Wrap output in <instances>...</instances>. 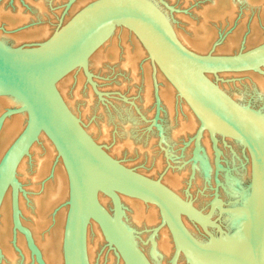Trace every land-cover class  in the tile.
Segmentation results:
<instances>
[{"label": "bare ground", "instance_id": "6f19581e", "mask_svg": "<svg viewBox=\"0 0 264 264\" xmlns=\"http://www.w3.org/2000/svg\"><path fill=\"white\" fill-rule=\"evenodd\" d=\"M2 1L0 2L1 43L19 45L22 42L28 43L32 40L36 42L40 40L41 42L52 34L49 25L51 23L49 22L47 25H36V23L31 25V15L35 16L36 20L48 15L45 0H11L9 8ZM52 1L49 3L51 4ZM60 1L57 0L58 3ZM91 1L94 0H68V2H64L66 12L62 16L61 23L66 22L75 12ZM137 1L152 11L181 45L197 53H204L213 44L216 24L221 26L230 24L236 14L237 4H246L247 11L254 10L251 7L252 5H249V0H210L207 6L194 9V15L189 14L188 17L186 16V20L184 15L177 13V16L184 19L182 22H187L185 26L182 25L181 27L179 21L177 22L173 16V19H170L172 14L169 16V10L167 11L165 8L169 4L167 1L171 3L174 0ZM182 1L187 4L190 0ZM259 2L261 3L260 0ZM256 9V18L264 24V4L261 8ZM53 14L56 15L57 11ZM181 18L179 19L183 20ZM211 20H214V22L212 23ZM260 40L261 35L254 27L251 29V34L246 41L251 45L257 44ZM237 43L238 40L234 32L217 47V50L219 52L231 51ZM92 46L86 55V64L94 78L100 77L97 72L103 74L102 76L107 75L109 72L118 73L113 79H116L114 85L119 86L120 89H123L122 84H125V82H133L131 87L136 86L137 89L140 85L139 94L144 102L143 105L151 102L153 87L150 60L146 50L131 31L123 26L114 25L111 30L96 37ZM120 54H122L121 58H119ZM110 63H114V66H111ZM261 70L264 72V68H261ZM243 71L244 82L221 81L222 90L227 92L239 105L243 104L242 106H246L249 110L262 114L264 119V74L252 69ZM207 75L209 77L214 76L211 73ZM225 75H220L221 79L227 78L228 75ZM155 78L157 96L162 104L160 106L162 110L159 109V114H157L159 120L155 119L152 124L151 121H148L149 128H147V131L145 130V134L140 135L137 134L138 131H135L137 126L140 125L139 120L143 119L137 117L142 116V113L145 114V112H142L144 108L138 107L140 101L136 102L137 105L131 99L132 102L127 105V108L125 105L121 106V103L118 105L108 99H103L105 101L103 104H101V100H98L99 103H97L95 93L86 81V76L79 64H70L56 71L47 77L46 81L94 142L97 141L102 144L112 158L124 159L129 164L126 165L127 167L132 168L131 165L133 164L139 174L153 180H159L162 187L180 201L188 202L190 200L188 194L191 182L198 184L197 180L199 181V178L210 182L213 173L214 175L223 174L225 177L224 183L221 184L223 187L219 186L220 183L218 185L219 181L215 186V181L213 185L217 190L211 191V193H214L212 198L214 199L216 194L217 197L215 198L219 201L226 195L231 200L239 199V204L233 206H227L221 201L222 207L234 208L240 206L238 210L226 212L229 214L227 215L229 218L228 224L225 225L227 230L234 231V234L238 235L243 214L241 207L248 195L251 174V162L246 148L242 146L237 136L224 127H221V129L214 128L213 130L214 136L217 138L218 153L212 147L207 128L202 131L198 141L193 138V144L189 142L187 146L178 145L185 137L188 138L187 135L192 136L193 132L195 134L196 126L199 125L197 115L199 109L191 107L179 95L177 89L158 67L155 70ZM97 84L99 85L98 82ZM21 105L22 102L11 94L0 95V115L7 109L18 108ZM134 107L137 108L135 112H138L139 115L136 117V123L134 117H132L135 113L133 112ZM27 119L28 112L24 110L7 116L3 120L0 128V161L6 150L23 130ZM259 126L264 131V121L261 120ZM219 142L223 144L222 146L226 145V148L229 147L234 152L236 148L242 146L244 159H241V161H246L244 169L238 166L233 171L225 165L226 169L220 170L224 165L219 162V158L223 155ZM155 144H158V148L161 147L163 150L156 148L157 145L154 148ZM175 149L176 151H174ZM229 152L231 151L229 150ZM162 154H165L167 167L164 164L165 160L162 159ZM232 155L233 153H231L230 160L238 164L240 154L237 158ZM188 159L190 161L186 162ZM189 174H192V177L189 179L190 183L188 180L187 184L186 177H189ZM15 179L17 183L18 220L21 227L27 232L18 229L14 225L12 188L8 186L0 203V264H65L63 244L69 210V180L64 163L55 145L44 130L40 131L37 139L17 163ZM244 183L246 184L244 185ZM219 187L224 189L219 190ZM220 191V195L223 197L221 199H219ZM226 191L228 193H225ZM116 194L120 202L121 222L127 230L131 231L132 239L137 248L143 252L150 264H171L170 261L175 246L167 225L161 222L157 206L140 195L120 191H117ZM200 195L202 196L198 197V201L190 200L195 209H197L199 203L205 204L211 199L207 200L206 195ZM96 196L99 203L108 212L112 213L110 197L100 189L96 190ZM218 212L219 210L215 208L212 215ZM226 213H221V215ZM218 215L220 216L219 213ZM180 218L194 237L199 240H206L201 235L199 225L188 219L184 214H180ZM143 227L151 229V231L134 234V231L136 232ZM209 227L207 229L216 234ZM221 228L230 233L222 226ZM85 247L88 264H126L117 249L105 239L99 224L92 217H89L86 224ZM194 257L210 264H224L211 263V260L196 255ZM175 264L197 263L190 259L187 251L181 250L177 255Z\"/></svg>", "mask_w": 264, "mask_h": 264}, {"label": "water", "instance_id": "95a60500", "mask_svg": "<svg viewBox=\"0 0 264 264\" xmlns=\"http://www.w3.org/2000/svg\"><path fill=\"white\" fill-rule=\"evenodd\" d=\"M114 25L131 31L146 50L157 101L156 67L191 107L199 109L200 113L196 110L199 117L196 141L207 128L212 147L218 153L213 130L224 127L246 148L251 174L248 195L241 207L238 235L225 232L219 223L211 220V215L215 208L221 214L238 210L240 206L222 207L215 194L208 212L203 213L195 209L190 200L185 202L173 197L159 180L145 177L108 155L85 133L47 83L51 74L77 63L93 91L100 94L87 68L86 55L93 47V40ZM217 44L214 42L212 48ZM263 65L264 42L247 49L241 46L233 54L196 53L181 45L162 21L137 0L91 1L60 24L46 40L31 46L13 47L0 42V95L11 94L22 102L20 107L1 113L0 128L7 116L28 112L26 125L0 161V203L7 187L11 186L14 225L27 232L18 220L15 168L44 130L55 145L69 180V210L63 244L65 264H88L85 230L89 217L97 221L105 239L126 264H150L135 245L131 231L121 222L117 191L140 195L157 206L161 222L167 225L175 246L171 264H175L181 250L187 251L197 264L210 263L195 255L211 263L264 264V131L259 126L264 119L262 114L236 103L207 76L211 73L217 79L218 73L247 69L264 74L260 68ZM97 189L110 197L112 213L99 203ZM180 214L199 225L206 240L194 237L181 221ZM209 226L216 229V234L207 229Z\"/></svg>", "mask_w": 264, "mask_h": 264}, {"label": "rangeland", "instance_id": "374dc122", "mask_svg": "<svg viewBox=\"0 0 264 264\" xmlns=\"http://www.w3.org/2000/svg\"><path fill=\"white\" fill-rule=\"evenodd\" d=\"M4 2H5V5H6V7H10V5H11V0H3ZM2 1V2H3ZM52 0H45V6H46V8H47V14L48 15H44L41 19H38V20H36V18H35V16H32L31 15V25H33V24H35L36 23V25H42V24H45V25H47V24H49V23H51V24H49L50 25V29H51V32H53L60 24H63V23H61V19H62V16H63V14L66 12V4L64 3V2H68V0H61L60 1V3H58L57 2V0L55 1V0H53L52 1V3L50 4L49 2H51ZM209 1L210 0H190L187 4L186 3H184V1H182V0H174L173 2H169V1H167L169 4H167V6L165 7L166 8V10L169 12V16L171 15V17H170V19L172 20L173 18H175V20L179 23V25L182 27V25H186L187 24V22L185 21V22H182V21H184V19L186 20V18L189 16V14H191V15H194L193 13H194V9H199L200 7H202V6H207L208 4H209ZM261 1V3L259 2V0H252V1H250L249 0V5L254 9L253 11H250V10H246V8H247V5L246 4H243V3H239V4H237V10H236V14H235V16H234V19L230 22V24H228V25H223V26H221V25H218V24H216V27H215V37H214V40H213V43L214 42H217L218 44L214 47V48H212V44H211V46L203 53H200V54H206V53H209V52H211L212 54H218V55H224V54H233V53H236L239 49H240V47L241 46H243V48L244 49H247V48H250V47H253V46H255V45H258V44H260V43H262V42H264V24L263 23H261L260 22V20L258 19V18H256V15H257V9L256 8H261V6H263V2H264V0L262 1V0H260ZM161 2V1H160ZM55 3H58V4H55ZM64 3V4H63ZM251 3V4H250ZM260 3V4H259ZM51 5V6H50ZM52 5H54L53 6V8H51L52 7ZM59 6V9H58V6ZM261 5V6H260ZM62 6H64V7H62ZM8 7V8H9ZM56 7V8H55ZM51 10H50V9ZM59 10V11H58ZM256 10V11H255ZM56 11H57V14L55 15V14H53L54 12L56 13ZM62 11V12H61ZM176 12V13H175ZM177 13L179 14V15H184L185 16V18L183 19V18H181L180 16H177ZM174 14H175V16H174ZM52 15H53V17H52ZM58 16V17H57ZM172 16H173V18H172ZM187 16V17H186ZM50 17V18H49ZM178 17V18H177ZM191 17V16H190ZM189 17V18H190ZM47 18V19H46ZM52 18H54V19H52ZM179 18H181V19H183V20H180ZM192 18V17H191ZM179 19V20H178ZM254 20H256V22H254ZM40 21V22H39ZM49 22V23H48ZM60 22V23H59ZM211 22L213 23L214 22V20H211ZM41 23V24H40ZM182 23V24H181ZM183 26V27H184ZM254 27H256L257 28V30H258V32L260 33V35H261V40L256 44V43H254V44H248L247 43V39H248V37L250 36V34H251V29H253ZM234 32L236 33V39L238 40V43H237V45H236V47L235 48H233L231 51H220L219 52V50H217V47L218 46H220V44L223 42V41H225L226 40V38L229 36V35H233L234 34ZM138 40V39H137ZM42 42V41H41ZM37 43H40V40L39 41H29L28 43H25V42H22V43H20L19 45H12V44H9V43H5V45H8V46H13V47H15V46H31V45H33V44H37ZM141 44V43H140ZM142 46V45H141ZM143 47V46H142ZM144 48V47H143ZM188 49V48H187ZM189 50H191V49H189ZM192 51V50H191ZM193 52H196V51H193ZM197 53V52H196ZM199 53V52H198ZM121 55V56H120ZM119 55V58H121L122 57V54H120ZM150 62V61H149ZM111 64V66H114V63H110ZM260 68H264V65L263 66H261ZM242 72H244V71H235V72H225V73H218V78L216 79L214 76H212V77H209L208 75V77L213 81V82H215L221 89H222V87H221V83L223 82V81H228L229 82V80H230V82H237V81H239L240 83L241 82H244V80H245V77L243 76L244 74L242 73ZM97 74H99V76L100 77H98L97 79L96 78H94L93 77V75H92V81L95 83V87H96V89H97V91L100 93V94H97L95 91H93L94 93H95V96H96V99H97V103H99V101L101 100L102 102H101V104H103V102H105L103 99H108L109 101L110 100H112L111 102H113V103H115V104H118L119 105V103H121V106H126V108H127V105L128 104H131V102H132V100H134V102L136 103H138L139 101H140V103H136L137 105H138V107L139 108H141V109H143L144 108V110H142V112H145V114L147 115H145L144 113H142L143 115V117L142 116H140V117H137V116H139L138 115V112H135V111H137V108H135V110L133 111V112H135L134 114H133V116L132 117H134V121H135V123L137 122V120H136V117L137 118H143V119H148V120H143V119H141V120H139V124L140 125H138L137 126V128L135 129V131L137 132V134L138 135H140V134H142V133H144L145 134V132L147 131V128H149L148 126H149V122L148 121H151V124H152V122L156 119V120H159V116L157 115V114H159L158 112H159V109L161 108L160 106L162 105L161 104V102L160 101H157L156 100V97H155V88H154V86H153V83H152V98H151V102L148 104H145V105H143V101L141 100V98H140V85L138 86V89H137V87L135 86H132L131 87V85L133 84V82H130V83H128V82H125V84L123 83L122 85H123V89H120L119 88V86L117 87V85H114L113 83H115L114 81L116 80H113L114 78H115V76L116 75H118V73L116 74V73H108L107 75H104V76H102L103 74H101L100 72L98 73L97 72ZM226 74V75H225ZM222 75H225V76H227V78L225 77V79H221L222 77L221 76ZM231 76V77H230ZM109 78H111V79H109ZM95 81H94V80ZM244 79V80H243ZM234 80H236V81H234ZM86 81H87V79H86ZM222 81V82H221ZM88 82V81H87ZM97 82L99 83V85L97 84ZM151 82H152V79H151ZM89 83V82H88ZM90 84V83H89ZM92 87V86H91ZM159 87V86H158ZM130 90H129V89ZM136 88V89H135ZM129 90V91H128ZM224 91V90H223ZM227 93V92H226ZM229 95V94H228ZM132 99V100H131ZM99 100V101H98ZM139 100V101H138ZM142 103V104H141ZM243 105V104H242ZM140 106H142V107H140ZM148 106V107H147ZM148 108V109H147ZM146 109V110H145ZM160 110H162V109H160ZM161 113H162V111H161ZM263 113H264V111H263ZM146 116V118H144ZM175 118H176V115L174 116ZM173 117V118H174ZM158 118V119H157ZM178 124V123H177ZM174 125V124H173ZM176 125V124H175ZM113 129V128H112ZM111 129V130H112ZM196 129H197V126H196ZM146 130V131H145ZM196 132V131H195ZM112 133V132H111ZM193 136V137H192ZM192 136H190V135H187V137L188 138H184V140L182 141L181 140V142L178 144V145H180V146H182V145H184V146H187L188 144H189V142H190V144H193V138L195 137V134H194V132H193V135ZM183 139V138H182ZM220 140V138L218 139V141ZM223 142V141H222ZM96 143L99 145V146H101V148L109 155V153L107 152V150L102 146V144H100V143H98L97 141H96ZM157 143V142H156ZM159 144V143H158ZM158 144H155L154 145V148L156 147V145H157V147L156 148H158L159 147V145ZM223 144H221L220 142H219V147L221 148V150H223L222 152H223V155L221 156V158H219V162H221L220 164L221 165H224V166H222V168L220 169L221 171H223V170H225L226 169V167H228L229 168V170H235V168H237L238 166H240L241 167V169H244L245 167H244V163L246 162V161H241V159L243 160L244 159V155H243V149H242V146L241 147H238V148H236V151L234 152L231 148H226V145L225 146H222ZM190 146V145H189ZM188 146V147H189ZM161 148V147H160ZM160 148H158V149H160ZM177 150H178V148H176ZM176 149L174 150V151H176ZM231 151V152H229V150ZM160 150H163L162 148L160 149ZM180 150V149H179ZM231 153H233V155L232 156H235L236 158H237V156H238V154H240V159H239V162L241 163V165H240V163L238 162V164L236 163V165H235V163H234V161H231L230 159V156H231ZM163 155V154H162ZM176 157H180V156H176ZM165 154L163 155V157H162V159H164L165 160ZM223 159H225V160H223ZM120 163H122L123 165H129V164H127L125 161H124V159H120V160H118ZM188 161H190V159H188L186 162H188ZM224 162V163H223ZM232 162V163H231ZM167 162H166V160L164 161V164H165V166L167 165L166 164ZM223 163V164H222ZM233 164V165H232ZM246 164V163H245ZM225 165H226V167H225ZM232 165V166H231ZM131 169H133V170H136L137 168L135 167V165H131ZM167 167V166H166ZM223 169V170H222ZM136 172H137V170H136ZM222 173H224V172H222ZM146 175H148V174H146ZM190 175V176H189ZM188 176L189 177H186V183L188 184V180L190 179V177H192L191 175L192 174H189ZM159 176V175H158ZM213 176H214V179H213ZM188 178V179H187ZM195 179V177L193 178V180ZM224 179H225V177H224V175L223 174H215L214 175V173H213V175H212V180L209 182V181H207V180H202V178H199V181L197 180V182H198V184H193V182H191V186H189L190 187V191H189V194H188V196H189V198H190V200L192 201H198V197L199 196H202V195H200V194H204V195H206L207 196V200H209L210 198V201L209 202H211L212 200H213V198H212V196L214 195V193L212 192L211 193V191H214V189H216L217 190V188L215 187L216 185H217V182H218V185H219V183H220V185L219 186H221V187H223L221 184L222 183H224ZM214 180V181H213ZM215 181H216V184H215ZM221 181V182H220ZM196 182V181H195ZM189 183H190V180H189ZM213 184H215V186L213 185ZM233 184V183H232ZM246 183H244V185H245ZM243 185V186H244ZM188 186V185H187ZM192 187V188H191ZM223 190L224 188H220L219 187V190ZM204 191H205V193H204ZM225 191V190H224ZM206 192H210V193H206ZM225 193H228L227 191L225 192ZM221 194V191H220V193H219V199H221V197H222V195H220ZM187 196V197H188ZM223 198V197H222ZM226 198V199H225ZM239 199H234V200H231V198L229 197V196H227L226 195V197L224 196V198L221 200V201H223V204H225V205H238L239 204V201H238ZM233 201V202H232ZM208 202V203H209ZM208 203L206 202L205 204H203V203H199L198 205H197V209L198 210H200V211H202V212H204L208 207H207V205H208ZM209 207H210V203H209ZM208 212V210L205 212V213H207ZM219 213V212H218ZM218 213H216V214H214V215H212L211 216V220H213V221H215L216 223H220V225L224 228V229H226L225 227V225H227L228 223V216L227 215H229L228 213H226V214H220V216L218 215ZM220 218V219H219ZM145 227H143L142 229H140V230H138V231H134V234L135 233H138V234H140V233H143V232H150L151 231V229H144ZM227 230V229H226ZM228 232H232L233 234H234V231H229V230H227ZM201 235H202V232H201ZM204 235V234H203ZM135 236V235H134ZM204 238L206 239V236L204 235ZM203 238V239H204ZM137 244V243H136ZM138 245V244H137ZM139 247V246H138ZM171 262V261H170Z\"/></svg>", "mask_w": 264, "mask_h": 264}, {"label": "flooded vegetation", "instance_id": "af4514ba", "mask_svg": "<svg viewBox=\"0 0 264 264\" xmlns=\"http://www.w3.org/2000/svg\"><path fill=\"white\" fill-rule=\"evenodd\" d=\"M209 203H210V202H209ZM209 203H208V205H207V207H208L207 209H209ZM204 213H205V212H204ZM209 229H213V232L216 233L215 228L209 227ZM200 230H201V232L204 234V232L202 231L201 227H200ZM203 234H202V235H203ZM204 235H205V234H204ZM204 235H203V236H204ZM205 236H206V235H205Z\"/></svg>", "mask_w": 264, "mask_h": 264}]
</instances>
